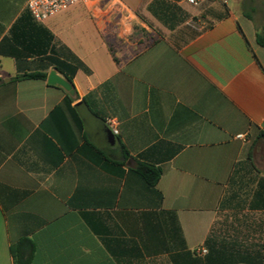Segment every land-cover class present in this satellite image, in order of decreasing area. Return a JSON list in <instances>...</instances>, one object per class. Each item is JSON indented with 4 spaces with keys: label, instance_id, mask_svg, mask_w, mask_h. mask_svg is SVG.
I'll return each instance as SVG.
<instances>
[{
    "label": "crops",
    "instance_id": "crops-1",
    "mask_svg": "<svg viewBox=\"0 0 264 264\" xmlns=\"http://www.w3.org/2000/svg\"><path fill=\"white\" fill-rule=\"evenodd\" d=\"M28 1L0 0V264L23 238L32 264H207L212 232L264 258V48L241 1L98 0L42 23ZM162 6L209 26L171 29ZM57 66L75 98L13 80Z\"/></svg>",
    "mask_w": 264,
    "mask_h": 264
},
{
    "label": "trees",
    "instance_id": "trees-1",
    "mask_svg": "<svg viewBox=\"0 0 264 264\" xmlns=\"http://www.w3.org/2000/svg\"><path fill=\"white\" fill-rule=\"evenodd\" d=\"M251 12H255V8H252ZM28 14L30 15L31 19L35 21L29 11ZM244 15L254 21L249 12L245 11ZM158 17L163 23L168 25L171 29H174L176 25L185 23L190 15L187 13H183L182 18H179L178 13L172 10L170 6H162L161 13L158 15ZM18 26V24L14 26L13 32L18 30ZM43 31L48 35V43H46V49L39 48L33 43V46L37 48L36 53L39 55L46 53L47 49H49L51 41L53 40V36L47 30L43 29ZM256 42L259 46L264 48V31H259L258 28L256 34ZM51 52H53V49L51 50ZM73 60L76 62V59ZM64 68L57 66V70L62 73L66 77L68 82L74 86V76L76 73V68L73 66H65ZM47 77L48 75L46 73H26L14 77L13 80L46 81ZM67 100L72 101V99L68 96ZM134 170L136 173L142 176L150 186H156L163 173L162 169L160 168H156L140 162L135 163ZM205 245L209 249V252L205 257V261L207 264H261L262 260L264 259L260 250H248V248H242L241 246H238L232 242L223 240L217 242L213 232L207 238ZM11 252L14 258V264H32L35 254V245L31 240L23 238L19 240L16 245L12 246Z\"/></svg>",
    "mask_w": 264,
    "mask_h": 264
},
{
    "label": "rangeland",
    "instance_id": "rangeland-1",
    "mask_svg": "<svg viewBox=\"0 0 264 264\" xmlns=\"http://www.w3.org/2000/svg\"><path fill=\"white\" fill-rule=\"evenodd\" d=\"M221 1H226V0H221ZM230 1L232 2V0ZM240 1H241V5L244 6L243 8L247 12H249V14L253 17L255 25L259 29V31H264V0H240ZM189 5L193 7L195 6L193 4H189ZM229 7L232 8V6H229ZM252 7L255 8V12H251ZM182 15L183 13H178L179 18H182ZM189 15L190 17L187 19V24L182 25L180 27V30L182 31L184 30V32L186 31L187 32H198L202 30L204 27L209 26V23L205 19V14L193 15L189 13ZM227 217L228 215L226 214L220 215L218 223H217L219 225H217V228H220L225 224V222L228 219ZM230 217H232L233 219L234 216L232 215ZM247 218L251 220V217L246 216V215H241L240 217H238V220L242 222L240 223V225H242V231L244 232L246 229V227L244 228V226H247L246 223L244 222L246 221ZM246 234H248L249 239H251V242H255L256 240L259 239L258 235L255 232H253V230L248 231V232L246 230Z\"/></svg>",
    "mask_w": 264,
    "mask_h": 264
},
{
    "label": "built area",
    "instance_id": "built-area-1",
    "mask_svg": "<svg viewBox=\"0 0 264 264\" xmlns=\"http://www.w3.org/2000/svg\"><path fill=\"white\" fill-rule=\"evenodd\" d=\"M98 0H29L27 3V10L31 14L32 18L38 22L42 23L46 21L51 16L57 14L58 12L65 10L71 6L77 4H93ZM114 1V0H113ZM190 4H197V0H188ZM109 126L114 128L115 124L111 120L109 121ZM237 139L246 141L249 139L248 134H239ZM197 255L207 254L205 248H197L195 251Z\"/></svg>",
    "mask_w": 264,
    "mask_h": 264
},
{
    "label": "water",
    "instance_id": "water-1",
    "mask_svg": "<svg viewBox=\"0 0 264 264\" xmlns=\"http://www.w3.org/2000/svg\"><path fill=\"white\" fill-rule=\"evenodd\" d=\"M8 81L9 80H1L0 84H2L4 82H8ZM48 83L51 85L59 86V87L63 88L66 92H68L70 94V96H72L73 98L76 97L75 87L71 83H69L65 78L60 76L56 71H53L49 74ZM78 108L81 111V113L83 115H85V110L83 109V105L80 104L78 106Z\"/></svg>",
    "mask_w": 264,
    "mask_h": 264
}]
</instances>
